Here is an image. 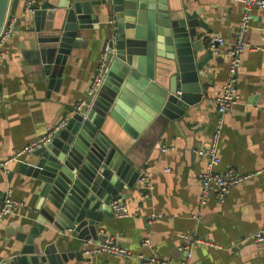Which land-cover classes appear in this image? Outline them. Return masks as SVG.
I'll use <instances>...</instances> for the list:
<instances>
[{
  "label": "crops",
  "instance_id": "1",
  "mask_svg": "<svg viewBox=\"0 0 264 264\" xmlns=\"http://www.w3.org/2000/svg\"><path fill=\"white\" fill-rule=\"evenodd\" d=\"M58 1L33 0L30 7L42 8ZM22 3L11 0L8 19L16 18L14 33L0 48V162L16 148L45 135L60 118L88 99L107 40L95 34L94 28L86 29L81 47L60 63L59 82L47 86L40 77L42 73L28 60L32 20ZM186 10H203L198 15L213 30L209 38L222 37L226 43L219 44L218 52L201 73V80L210 83L208 95L178 121H163L155 129H150V121L149 127L138 132L137 139L117 125L126 149L135 146L132 156L143 166L140 173L150 171L152 187L148 190L136 179L121 192L125 197L119 200L128 206L129 216L118 217L102 203L96 217L102 214L100 234H107L132 256L83 254L84 246L107 239L99 242L88 238L82 245L76 230L59 231L47 222L43 231L35 233L33 243L45 241L55 246L58 253L53 254L54 264H142L138 254L181 262L188 253L190 264H264V244L260 246L252 239L264 227V175L256 174L234 186L222 200L212 194L206 202L201 199L198 181L210 160L206 150L220 118L217 99L230 76L232 57L228 50L238 39L245 6L235 0H189ZM251 15L247 43L259 48L246 49L239 56V97L223 117L217 146L221 161L215 167L219 171L233 167L239 172H254L264 167V8H253ZM150 110L151 106L140 98L132 109L135 116L129 118L140 124L146 116L150 119ZM163 146L172 148L163 151ZM43 170L39 157L32 153L0 166V209L7 192L23 203L0 218V264L13 255H22L17 253L23 244L18 235L40 217ZM147 239L150 243L144 245ZM63 252L68 259L62 257Z\"/></svg>",
  "mask_w": 264,
  "mask_h": 264
},
{
  "label": "water",
  "instance_id": "2",
  "mask_svg": "<svg viewBox=\"0 0 264 264\" xmlns=\"http://www.w3.org/2000/svg\"><path fill=\"white\" fill-rule=\"evenodd\" d=\"M188 1L59 0L42 8L32 5L28 60L47 86L59 82L60 63L81 47L86 29L105 36L111 50L99 86L81 107L65 115L64 127L31 152L44 168L40 217L18 235L23 244L17 253L22 255L1 264H54L55 246L33 243L47 222L59 231L76 230L82 245L88 238L107 239V234H100L102 214L97 219L96 212L102 203L113 212L111 201L125 197L121 192L134 184L143 167L132 156L135 146L126 149L120 141L117 125L137 139L150 121V129L163 121H178L208 95L210 83L201 80V73L214 56L209 44L213 30L198 15L203 10H186ZM10 3L0 0V31ZM26 3L23 0L21 7ZM261 28L264 36V23ZM247 34L243 33L244 42ZM140 98L152 110L150 119L146 116L136 124L129 117L135 116L132 109ZM62 257L68 259L65 252Z\"/></svg>",
  "mask_w": 264,
  "mask_h": 264
},
{
  "label": "built area",
  "instance_id": "3",
  "mask_svg": "<svg viewBox=\"0 0 264 264\" xmlns=\"http://www.w3.org/2000/svg\"><path fill=\"white\" fill-rule=\"evenodd\" d=\"M235 1H240L244 4L245 13H244L242 22L240 23L241 25L240 30H239L240 35L238 36V39L234 43V45L230 47L228 50L229 54L232 57V61L230 65V76L228 78V81L223 86L222 93L218 96V99H217L218 100V113L220 114V118L218 121L217 129L212 136L210 147L208 148V150H206V152L210 156V160L207 165V169L198 175V181L202 186L201 199L203 202H206V200L212 194L217 199L222 200L234 186L250 179L256 174L264 175V167L254 172H239L237 169L233 167L226 168L225 170H222V171L215 169L216 165L219 164L221 161V158L217 152V146L219 142L221 126L223 123V117L232 108V106L236 103L239 97L237 80H236V70L239 64V56L246 49L259 48V47H254L247 42H244L242 40V36L245 31H248L247 28L252 18V15H251L252 9L255 7L264 8V0H235ZM32 2L33 0H27V3H26L27 10L31 9L30 5ZM15 21H16V18L13 17L11 19H8L7 17L2 27V30L0 31V48L14 33ZM215 40H217L219 44H225L226 41L222 37H213L210 39L209 41L210 47L214 49V53H217L218 47H214ZM110 50H111V47L109 45V42L107 41L104 44L95 75L90 83L89 90H88L89 95L94 92V90L99 86V84L103 80L104 67L107 63ZM83 103L84 102L79 104L77 107H81ZM67 119H68L67 116H63L62 118L58 120V122H56V124H54L51 130L47 132L45 135L21 147L16 148L13 151V154L11 156H9L6 160H3L0 162V166H5V164L10 162L11 160L15 158H19L24 154L31 153L43 143L48 142L50 140V136L56 130L66 125ZM171 148H172L171 146H163L162 150L168 151ZM199 153H204V152L202 150H199ZM149 176H150V171L149 172L144 171L138 177V183L144 186L148 190L152 187ZM22 205H23L22 202L13 198L11 192H7L5 194V197L3 199V204L0 209V218L4 215L13 213L16 209H18ZM110 207L112 208V211L114 212V214L118 217H127L130 214L128 206L122 200L115 199L111 201ZM252 239L256 242H264V227L257 230L252 235ZM197 241H201V240L197 239ZM149 243L150 242L147 239L144 242V245L145 244L148 245ZM100 252H107L112 255L121 256L125 258L130 257L133 254L130 250L120 246V244H118V242H116L112 238L110 239L107 238V240L100 242V243L92 244L91 246L86 245L82 249V253L89 255V256H93ZM189 256L190 255L188 253L187 258L185 260L181 262H173L171 260L158 258L157 256L147 257V256H144L143 254H138V257H140L142 264H190Z\"/></svg>",
  "mask_w": 264,
  "mask_h": 264
}]
</instances>
